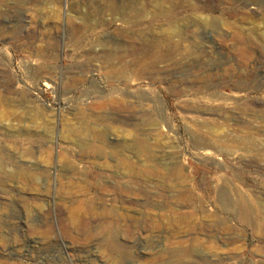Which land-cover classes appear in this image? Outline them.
Masks as SVG:
<instances>
[{
    "label": "rangeland",
    "instance_id": "374dc122",
    "mask_svg": "<svg viewBox=\"0 0 264 264\" xmlns=\"http://www.w3.org/2000/svg\"><path fill=\"white\" fill-rule=\"evenodd\" d=\"M113 259L264 264V0H0V264Z\"/></svg>",
    "mask_w": 264,
    "mask_h": 264
},
{
    "label": "bare ground",
    "instance_id": "6f19581e",
    "mask_svg": "<svg viewBox=\"0 0 264 264\" xmlns=\"http://www.w3.org/2000/svg\"><path fill=\"white\" fill-rule=\"evenodd\" d=\"M59 170H60V168H59ZM66 197L63 200H60V201H61V205L63 207L62 208L63 211H65L66 214H67V217L65 219H61V221H63L65 223V224L62 223V225H65L67 228H74V226L77 225V224H89L90 222L98 221V220L99 221L101 220L102 222H111V223L113 222L114 223V211L112 209H109V208L105 207V206L103 207V205L98 204L99 203L98 201H102L101 198L96 197L94 199L88 198V199L70 200V199H68ZM71 199H73V198H71ZM98 205H100V206H98ZM22 208H24V207H22ZM24 210L25 209H23V212H24ZM39 213H41V212H39ZM46 214L49 215V213H46ZM70 225H71V227H70ZM108 226H111V225L108 224ZM111 248H112V251H114V245ZM87 252H89L88 249H87ZM114 263H115L114 259L111 260V264H114ZM115 264H117V263H115Z\"/></svg>",
    "mask_w": 264,
    "mask_h": 264
}]
</instances>
